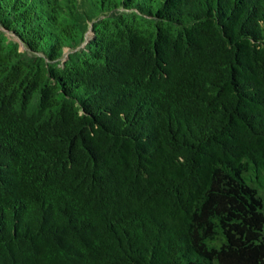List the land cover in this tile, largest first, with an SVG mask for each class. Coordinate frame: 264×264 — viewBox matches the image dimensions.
<instances>
[{
    "label": "trees",
    "instance_id": "1",
    "mask_svg": "<svg viewBox=\"0 0 264 264\" xmlns=\"http://www.w3.org/2000/svg\"><path fill=\"white\" fill-rule=\"evenodd\" d=\"M0 264H264V0H0Z\"/></svg>",
    "mask_w": 264,
    "mask_h": 264
}]
</instances>
